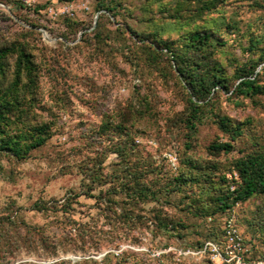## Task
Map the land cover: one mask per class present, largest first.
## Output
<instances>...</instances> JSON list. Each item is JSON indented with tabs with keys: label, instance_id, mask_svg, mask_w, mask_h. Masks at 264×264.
<instances>
[{
	"label": "rangeland",
	"instance_id": "obj_1",
	"mask_svg": "<svg viewBox=\"0 0 264 264\" xmlns=\"http://www.w3.org/2000/svg\"><path fill=\"white\" fill-rule=\"evenodd\" d=\"M60 1L0 0V44L15 39L28 41L41 66L35 118L39 121L57 119L50 138L28 157L18 159L0 152V209L14 212L46 237L44 243L36 232L29 244L16 247L15 260L8 264H52L62 259L74 262L84 257L100 259L106 251L150 257L153 264H172L173 260H182L184 264H212L203 258L174 252V249L191 248L197 242L219 236L225 215L201 219L197 206L186 208L184 193H172L168 202L161 198L145 206L143 213L147 216L153 209V215L157 211L174 220L182 219L186 225L180 232L163 233L153 222V239L150 229L146 228L127 229L124 233L115 231L107 224L109 215L104 216L108 213L105 206L99 209L93 198L81 195L73 200V219L87 221L101 232L100 236L107 239L114 236L118 240L116 248L99 250L72 240L76 226L73 228L66 223L69 214L37 210L33 205L37 201L60 205L70 191H82V172L89 158L97 153L95 149L101 153L105 145H111L108 139L96 138L102 121L119 119V111L143 94L147 95L150 106L141 118L133 121L136 146L129 149L128 155L132 165L140 168L143 162H151L153 183L157 186H162L168 177L178 175L179 171H189L187 174L191 175L205 171L211 176L208 179L215 181L214 186L194 183L189 193L214 196L220 191L218 188L227 189L228 184L221 182L220 176L229 181L234 179L228 173L234 171L232 164L241 155L239 149L249 151L255 143L264 144V97H259L255 104L247 97L239 96L237 102L235 97L218 96L216 107L220 112L237 121H247L245 133L233 142L232 152L216 156L207 150L212 141L228 139L211 120L198 126L191 139L192 147L186 150L185 144L190 140L180 122L186 111V95L170 71L168 61L163 56L157 57L150 46L141 41L134 44L121 31L114 30L131 14L138 17L145 5L155 10L153 14L158 20L153 24L163 37H179L190 25L187 22L174 24L168 19L175 0H158L153 6L146 0H121L116 18L105 10L97 11L98 0H75L87 1L88 9L73 17L71 20L76 24L71 26L67 19L53 18L44 11ZM102 13L112 20L109 24L112 30L108 32L111 37L109 46L96 47L87 38L93 35L98 21L106 23V17L99 19ZM140 17L145 18L146 14ZM204 17L196 23H205L213 29L220 19L235 23L232 33L225 31L223 24L219 25V33L227 41L219 57L229 74L237 62L264 55V0H221L218 9ZM249 35L257 39L252 52L245 50ZM261 66L264 67V60ZM262 77L264 79V72ZM112 140L115 143L120 139ZM187 159L199 163L201 169L189 167ZM103 166L107 172L120 170V157L109 153ZM208 205L211 204H203ZM230 209L236 211L248 254L255 260H264V196L236 202ZM169 247L172 249L167 250Z\"/></svg>",
	"mask_w": 264,
	"mask_h": 264
},
{
	"label": "trees",
	"instance_id": "obj_2",
	"mask_svg": "<svg viewBox=\"0 0 264 264\" xmlns=\"http://www.w3.org/2000/svg\"><path fill=\"white\" fill-rule=\"evenodd\" d=\"M64 1L78 2L62 0L59 3ZM146 1H151L153 6L158 0ZM220 5L221 0H175L168 19L174 24L182 25V22H187L190 25L176 38L161 35L154 25L158 20V16L153 14L155 10L145 5H142V13H139L138 17L131 14L122 24L114 28L115 31L125 34L132 43L138 45L141 41L150 46L157 57L163 56L168 61L170 71L181 84L186 95V111L184 116L180 117V122L184 125L187 138L190 140L185 144L186 150L191 149V139L198 126L211 120L228 137L226 141H212L207 146L210 154L216 156L233 151V142L245 133L247 124V121H237L220 112L216 107L218 96L225 94L227 98L235 97L237 102L239 96L247 97L255 104L259 101V97H264L262 77L264 67L261 66L264 55L258 54L257 59L237 62L230 74L219 57L220 50L227 44L219 33V25L223 24L225 31L232 33L236 28L235 23L220 19L215 29L205 23L204 25L196 23L203 20L205 14L217 10ZM120 6H122L121 0H98L96 9L105 10L116 18L118 16L116 10ZM38 7L43 8V5ZM160 12L162 13L161 10ZM144 14L146 17L141 18L140 16ZM110 16L100 14L99 19L106 17V23L104 20L98 21L93 29V35L87 38L96 47L109 46L108 40L111 34L108 32L112 30L109 28V24L112 23ZM63 19H67L69 26L76 24L70 17L65 16ZM256 42L257 39L249 35L248 47L245 50L254 51ZM40 73L41 66L36 62L28 41L15 39L0 44V152L7 156L24 159L32 150L44 145L52 135L56 117H53V120L40 121L35 118L34 105L39 94ZM146 96V94L139 95L135 102L131 101L127 108L119 111V119L102 121L96 131L98 134L96 138L108 139L111 145H105L101 153L95 149L97 153L89 158V163L82 172V191H70L60 205L57 202L40 201L33 205L37 210H55L69 214L70 218L66 223L73 228L76 226L72 240L87 245V248L93 247L94 250L116 248L119 243L114 236L109 239L100 236L101 232L93 229L87 221L72 218L73 200L81 195L93 198L99 209L101 205L105 206L104 209L108 213H104V216L109 215L107 224L115 231L124 233L127 229L131 231L146 228L152 233L151 239H153V222L154 226L163 233L180 232L181 229L186 228L182 219L174 220L157 211H154L153 215V209L149 216L143 213L147 204L158 202L161 198L168 202L172 193H184L183 201L186 208L192 209L197 206L199 209L197 213L201 219L216 214H226L236 202H244L256 195L264 196V144L260 143H255L249 151L239 149L241 155L235 158L232 164L237 179L229 181L220 176V181L228 184L227 189L218 188L220 191L214 196H202V193L198 195L197 192L189 193L194 183L204 182L214 186L215 181L208 179L211 177L210 174L201 170L195 175L187 174L189 171H179L178 175L168 177L162 186L154 184L152 163L143 162L141 167L137 168L132 165L128 157L129 149H134L136 146L133 139V121L141 118L149 110V100ZM115 137L120 140L114 143L112 139ZM111 152L120 157L122 164L120 170L116 172L104 171L103 163ZM187 163L193 169H201V165L191 159H187ZM232 184L234 189L231 190ZM95 190L98 191L95 193ZM204 203L211 205L204 207ZM36 232L42 238V242L46 243V237L39 229L27 224L14 212L0 209V264L14 262L16 247L24 243L29 244ZM209 239L222 240L223 231H220L219 236L215 235L205 240ZM203 241L197 242L194 247ZM247 255L248 259H256L249 255L248 251ZM207 262L211 263L208 260ZM52 264H153V260L150 257L138 258L131 252L106 251L100 259L84 257L74 262L62 259ZM172 264L184 263L182 260H173Z\"/></svg>",
	"mask_w": 264,
	"mask_h": 264
},
{
	"label": "built area",
	"instance_id": "obj_3",
	"mask_svg": "<svg viewBox=\"0 0 264 264\" xmlns=\"http://www.w3.org/2000/svg\"><path fill=\"white\" fill-rule=\"evenodd\" d=\"M87 9V1H64L56 5L48 6L44 11H47L53 18L65 16L73 18ZM228 176L237 179V173L235 171L228 173ZM230 189H234V185ZM222 231V240L209 239L203 241L196 247L174 249V252L175 254L203 258L213 264H264L262 260L248 259L247 248L243 242L242 232L234 209L228 210L224 215ZM171 249L169 247L167 250Z\"/></svg>",
	"mask_w": 264,
	"mask_h": 264
}]
</instances>
